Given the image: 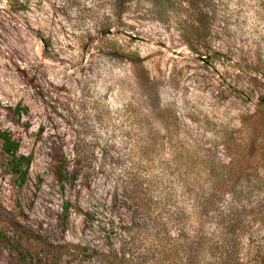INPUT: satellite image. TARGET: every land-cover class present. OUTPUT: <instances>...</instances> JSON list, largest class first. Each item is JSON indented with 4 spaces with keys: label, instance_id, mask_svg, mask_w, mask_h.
Masks as SVG:
<instances>
[{
    "label": "rangeland",
    "instance_id": "374dc122",
    "mask_svg": "<svg viewBox=\"0 0 264 264\" xmlns=\"http://www.w3.org/2000/svg\"><path fill=\"white\" fill-rule=\"evenodd\" d=\"M263 98L264 0H0V264H264Z\"/></svg>",
    "mask_w": 264,
    "mask_h": 264
},
{
    "label": "trees",
    "instance_id": "16d2710c",
    "mask_svg": "<svg viewBox=\"0 0 264 264\" xmlns=\"http://www.w3.org/2000/svg\"><path fill=\"white\" fill-rule=\"evenodd\" d=\"M237 141L232 142V149L228 152L230 163L226 169L228 168L229 173L218 180V186L224 195L231 193L228 192L231 186L241 182L247 183L246 176L262 175L260 179L264 182V98L259 101L257 112L243 120L240 129V142ZM0 148L2 154L7 158L10 173L16 177L20 184H23L28 176L31 158L19 154L20 144L7 131L0 130ZM237 174L241 176H237ZM61 179H63L62 176ZM230 196L233 202L230 203L229 212L244 211L247 198L232 194ZM133 198L139 199L135 194ZM219 198V195L216 198L212 196V205ZM235 205L240 208H235ZM258 207L264 211V198L260 199Z\"/></svg>",
    "mask_w": 264,
    "mask_h": 264
},
{
    "label": "water",
    "instance_id": "95a60500",
    "mask_svg": "<svg viewBox=\"0 0 264 264\" xmlns=\"http://www.w3.org/2000/svg\"><path fill=\"white\" fill-rule=\"evenodd\" d=\"M111 33V31H107V32H105L104 34H110ZM131 38H135L134 36H130ZM199 59H201V60H205L206 58H202V57H199Z\"/></svg>",
    "mask_w": 264,
    "mask_h": 264
}]
</instances>
